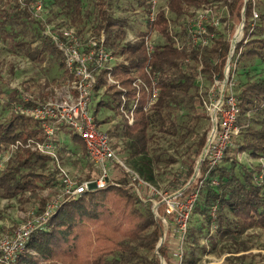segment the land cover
Segmentation results:
<instances>
[{"label":"trees","instance_id":"obj_1","mask_svg":"<svg viewBox=\"0 0 264 264\" xmlns=\"http://www.w3.org/2000/svg\"><path fill=\"white\" fill-rule=\"evenodd\" d=\"M26 1V3H30L34 0ZM92 1L94 9H96V20L94 26L90 28L92 29L91 32L94 35L103 32L105 47L112 54L123 58L124 63L118 64L114 68L113 74L121 87L126 90L127 98L130 100L134 95L131 83L135 77L141 78L146 84L149 83L145 72L146 67H150L149 74L157 83L158 97L152 109L147 113L142 111L145 105V95L142 94L135 111L133 124L127 125V122L124 121L122 130V137L127 141L125 145L127 158L133 160L131 162L132 168L144 182L154 183L155 170L159 168L161 156L160 154H149L148 141L150 137L147 135L148 130H154L161 136L176 137L179 133L178 128L185 127L183 124L179 125L177 119H184L185 121L200 119L197 111L202 102L197 91L196 77L201 74L212 86H214L215 81L223 79L222 73L229 50L228 38L213 27L206 28L204 38L208 41L207 45L201 47L190 41L189 44H183L178 49L170 33L169 22L165 13L159 11L151 23V30L159 34L164 39L165 44L156 46L150 59H148L143 44L146 33L137 34L134 43H124L126 21L111 18L108 12L109 4L107 1L109 0ZM166 1L168 12L175 18L184 16L188 9H200L212 3H221L227 16L237 18L238 24L241 22L242 14V39L235 45L233 56H237V62L259 61L264 65V38L255 34L256 32H263L261 25L264 24V12L257 16L260 28L251 24L253 22L252 13L259 5L256 0H246V3L244 0ZM0 2L6 4L12 3V0H0ZM56 4L61 11L60 13L69 18V23L80 22L83 14L81 0H56ZM140 6L148 16V0H140ZM9 11L13 12L2 15L3 20L0 22L2 34L4 33L9 40L14 41V46L22 50L32 62L41 64L44 62V56L54 57L65 80L60 55L54 50L51 43L47 40H38L41 46L33 47V44H27L24 40H16L18 33L22 34L27 24H30L31 18L28 12L17 10L16 4L13 5V8L10 7ZM10 29H16V31L12 33ZM84 29V27L80 28L81 31ZM233 31L232 28L227 29L228 35L231 36ZM185 34L186 30L182 28L177 36L184 38ZM211 35L212 38H210ZM36 37L37 39L42 38L40 34H37ZM229 75L230 72L227 80H229ZM101 84L100 79L99 85ZM103 94L111 95V100L116 102L114 106L116 110L121 92L108 87ZM21 97L22 93H18L14 89L6 94L5 101L7 105L11 106V110L7 118L0 122V165L2 167H0V194L3 199L7 200L21 197L24 194L32 195L37 190L47 189L57 184L54 175L46 174L44 171V167L50 163L49 157L23 147L28 139L43 141L44 137L36 121L16 110L17 107L28 108L32 106L30 102H23ZM236 99L241 115H245L251 110L263 111L264 77L245 82ZM101 106H106V104L100 102L96 104L95 108ZM95 113L96 109L93 112L94 118ZM185 121L184 123H186ZM71 136V141L77 143L76 141L79 139L74 135ZM236 137H239L240 140L238 143L231 142V145L224 150L219 166L205 174L207 160L204 159L201 163L202 166L204 165V181L193 208V214L195 213L199 218H202L203 224L208 230L214 227L213 230L218 237L229 238L233 243L235 234L242 235L254 228L264 229V166L260 169L258 165L253 169L236 159V156L241 154H247L252 160L264 159V128L252 130L247 127L239 130ZM17 143L21 146L12 151L11 148ZM194 144L192 163L186 172L181 176H175L170 184L173 192L181 190L190 178L194 159L198 158L205 146V134H202ZM79 145L82 152H85L80 140ZM174 163V160H168V164ZM87 181H91V179L88 178L85 182ZM120 183L124 186L126 184L124 180ZM110 189L117 190L119 188L107 186L103 190H90L76 199L62 204L42 227L30 234L24 250L10 264H40V262L52 261L55 253L54 229L61 235L65 231L66 238H71L72 226L77 225L75 216L77 215L79 218L95 217L92 210L89 209H93L96 205L104 206L105 197ZM189 189L184 190L183 193L189 192ZM118 193L125 198L124 204L127 207L131 205L135 207V204H141L124 191L118 190ZM199 199L200 203L198 202ZM44 202H46L45 199L40 200L42 210ZM146 208L143 209L144 215L133 208L130 214L137 215V222L132 224L128 230L122 231L121 239L113 244V248L108 252H102L94 264H159L155 254V248L160 238L159 227L153 219L150 204ZM211 212H213V216H211ZM238 246L241 247V251H246L240 244ZM70 249L66 251H70ZM140 251L151 253V258L145 257L139 253ZM157 252L166 263H169L166 258L165 244ZM244 260L245 258L240 255L232 256L231 260L225 258L224 264H236V261L241 264ZM0 264H4L1 262V254Z\"/></svg>","mask_w":264,"mask_h":264},{"label":"rangeland","instance_id":"obj_2","mask_svg":"<svg viewBox=\"0 0 264 264\" xmlns=\"http://www.w3.org/2000/svg\"><path fill=\"white\" fill-rule=\"evenodd\" d=\"M107 2L111 18L125 20L127 23L124 43L135 42L137 34L148 33V46L155 48L165 44L164 39L159 34L149 29L147 16L140 6V0H109ZM256 2L259 5L254 9V12L259 16L264 12V0H256ZM92 3V0H81L83 14L80 22L75 24L69 23V18L60 13L56 0H34L26 3L22 8L18 4V0H12V3L6 4L0 2V22L3 20V14L13 12L9 11V8H13L14 4L17 5V10H26L31 18L29 20L30 24H27L22 34L18 33L16 40H24L27 44H33V47H39L41 45L38 40H47L50 43L46 32L53 33L58 27H68L70 25L76 29L84 27L85 34L92 33L90 28L94 26L96 20V9H94ZM37 4L40 5L39 11L35 10ZM166 4V0H156L154 13L159 11L165 13L169 22L170 33L175 38L178 47H182L183 44H189L193 38L198 37V32L201 30L205 32L206 28L212 27L228 38L230 47L236 31L239 29L237 18L234 16L228 17L221 3H212L195 10L188 9L185 15L180 18H175L169 13ZM251 24L260 28L258 19ZM261 26L263 32H256L255 34L264 38V24ZM182 28L186 30L184 38L177 36ZM230 28L234 29L231 36L227 33V29ZM10 31L13 33L16 29H10ZM252 32H255V30H252ZM37 34H40L42 38L37 39ZM239 38L240 41L242 39V31ZM228 57L227 53L226 68L224 67L223 69V71L225 70L226 78L230 72L229 80L226 83L227 91L237 98L245 82L255 81L264 77V65L259 61L237 62V56L234 57L233 52L230 54V58ZM120 60V63H124L122 57H120ZM120 63L117 62V65ZM196 78L197 91L201 102L214 101L217 94L216 87H212L210 82L201 74ZM63 82L64 76L54 57L44 56V62L41 64L32 62L24 55L22 50L14 46V41L9 40L0 31V122L7 118L11 110V106L7 105L5 101L6 94L10 93L11 90L14 89L18 93H25L32 98L33 102L42 104L57 98V93H59ZM219 88L222 89V84H220ZM110 96V94L103 93L97 96L96 104L101 102L106 104V106L94 108L96 109L95 124L100 130L106 131L109 146L124 166H114L110 170L108 177V186L118 187L119 189H110L105 197L104 206L96 205L93 209H89L92 210L95 217L79 218L77 215L75 216L77 225L72 226V229L70 228L72 230L71 238H66L65 231L61 235L60 232H55L56 230L54 229V258L52 261H44L40 262V264H50L52 262L54 264H94L102 252H108L113 248V244L121 239L122 231L128 230L132 224L137 222V215L130 214L133 208L144 215L143 209H147L148 204H150L152 209V203H156L165 194L175 193L170 184L175 176H181L189 168L193 161L192 151L195 148L194 143L198 141L200 136L205 134V146L207 141L211 140V125L202 105L197 111L200 116L199 120L185 121L184 119H177V123L179 125L183 124L185 127L178 128L179 133L176 137L161 136V134L155 133L154 130H148L147 135L150 137L148 141L149 154H160L161 163L159 168L155 170V182L148 183L150 188H146L139 184V181L132 175V173L135 174L138 179L144 182L132 168L131 162L133 160L127 158V152L125 151L127 141L122 137L124 121L126 122V120L116 112L114 108L116 102L112 101ZM237 126L239 130L247 127L252 130H258L260 127L264 128V110L259 112L251 110L245 115L239 114ZM71 135L70 132L64 129L56 133L54 137L55 154L60 170L74 184L79 185L88 178L91 180L96 179L98 171L89 161L86 152H82L79 140L76 141L77 143L71 141ZM239 140V137H234L231 142L238 143ZM200 155L194 159L191 176L186 184L192 177L194 182H198L201 177V169L200 172L196 171V163ZM236 159L238 162L251 166L253 169L258 165L260 169L264 166V159L252 160L247 154L237 155ZM168 160H174L175 163L170 165ZM60 170L58 171L56 165L51 163L44 167L45 173L53 174L57 181V184L53 187L37 190L32 195L24 194L21 197L9 200L3 199L0 194V244L6 239L10 240L18 228L26 221H33L34 225L37 226V220L43 214L46 205L51 204L55 200L58 190L61 189L59 186ZM122 180L126 182L125 186L120 183ZM194 186L195 183H192L189 192L184 193L182 197L190 196L193 193ZM118 190L126 192L127 195L132 196L134 200L137 199L141 204H135V207L133 205L127 207L124 204L125 198L118 193ZM41 199L46 201L44 202L43 210L40 204ZM198 202L200 203V199ZM162 211L163 207L160 206L159 215ZM228 218L231 220L230 217ZM167 221L168 224L172 223L171 218H167ZM157 226L159 227L160 238L165 236L166 258L169 260L167 264L176 263L173 258V254L176 252V240L172 227H169V225L168 227L162 226L161 223H157ZM234 236V243L229 238L218 237L215 231L208 230L203 224L202 218H199L194 213L189 224L186 242L182 246L184 259L182 264H221V261L224 264L225 258L231 260L232 256L237 257L238 255L245 258L241 264H264V229L254 228L242 235L235 234ZM238 244L246 251H241V247ZM69 248H71L70 251H66ZM139 253L148 258L152 256L151 253H144L143 251ZM236 264L240 263L236 261Z\"/></svg>","mask_w":264,"mask_h":264},{"label":"built area","instance_id":"obj_3","mask_svg":"<svg viewBox=\"0 0 264 264\" xmlns=\"http://www.w3.org/2000/svg\"><path fill=\"white\" fill-rule=\"evenodd\" d=\"M26 2V0H18L21 8L25 6ZM155 3L156 0H148L149 15L147 16V22L149 29H151V23L154 21L156 15L154 13ZM35 10H40L39 4H37ZM252 14V21L254 22L257 19V14L255 12ZM204 33V30L198 32V37L193 38L191 42L201 47L207 45L208 41L204 38ZM46 35L54 50L60 55L62 70L66 79L59 93H57V98L54 100H48L39 104L33 102L32 98L27 94H22V101L26 103L30 102L32 106L28 108L17 107L16 110L36 121L44 137L43 141L28 139L23 144V147L49 157L50 163L55 164L59 171L60 167L58 166L55 154L56 145L54 137L58 131L60 132L64 129L81 141L89 161L98 171V177L77 185L60 170L59 186L61 189L58 190L55 200L51 204L46 205L43 214L37 220V226L34 225L33 221H26L18 228L10 240L6 239L0 244L1 262L4 264H10L14 261L24 250L30 234L42 227L62 204L76 199L84 192L105 189L109 184L108 177L110 170L114 166L124 167L109 146L106 131L100 130L95 124L93 112L97 96L102 94L108 87L120 91L121 95L117 102L116 111L119 115L123 116L128 125H132L134 122L135 111L142 94L145 95V105L142 108L144 113L152 109L158 97L157 83L150 76V67L148 66L145 68V72L149 83L146 84L141 78L135 77L131 83L134 95L130 100L127 98L126 90L121 87L113 74L117 62H121L120 57L112 54L105 47L103 32H100L98 35L90 32L85 34V31L76 29L74 26H68L58 27L53 33L48 31ZM148 36L149 34L146 33L143 44L146 56L150 59L154 48L148 46ZM212 37L211 35L210 38ZM173 40L176 48L179 49L180 47L176 44L174 37ZM224 71L222 74L223 79L214 82L217 91L216 99L208 102L202 101V107L211 125L212 136L211 140L207 141L196 163V171L200 172L201 169V177L198 182H194V178L192 177L181 190L173 194H165L156 203L151 202L153 204L151 213L154 221L161 223L165 227L171 226L172 231L175 233L176 252L173 254V258L176 263L173 264H182L183 262L182 246L186 242L193 208L204 181V165L202 166L201 163L204 159L207 160L205 174L219 166L224 150L231 145L232 139L239 133L237 126L239 118L238 101L236 97L227 91L226 83L228 77L226 78ZM100 79L102 81L101 85H99ZM220 84H222V89L219 88ZM20 146L17 143L11 150L13 151ZM132 175L139 181V184L150 188L147 182H142L133 173ZM192 183H195L193 193L190 196L182 197L183 191L189 189ZM160 206L163 207V211L159 215ZM211 216H213V212H211ZM167 218L172 219L171 224H168ZM210 229L213 231L214 227ZM164 242L165 236H161L155 248V254L160 264H167L157 252L164 245ZM220 263L222 264L223 261Z\"/></svg>","mask_w":264,"mask_h":264},{"label":"water","instance_id":"obj_4","mask_svg":"<svg viewBox=\"0 0 264 264\" xmlns=\"http://www.w3.org/2000/svg\"><path fill=\"white\" fill-rule=\"evenodd\" d=\"M244 3H246V0H244ZM243 12V11H242ZM242 28H243V18H242V14H241V22H240V24H239V29H240V31H242ZM236 45V44H235ZM235 45L232 47L231 45H230V47H229V51H228V58H230V54L233 52V50H234V47H235Z\"/></svg>","mask_w":264,"mask_h":264},{"label":"bare ground","instance_id":"obj_5","mask_svg":"<svg viewBox=\"0 0 264 264\" xmlns=\"http://www.w3.org/2000/svg\"><path fill=\"white\" fill-rule=\"evenodd\" d=\"M239 37H241V31H240V29H238L237 31H236V34H235V37H234V39H233V42H231V46L233 47L234 46V44L236 43V42H238L239 41ZM239 38V39H238Z\"/></svg>","mask_w":264,"mask_h":264}]
</instances>
